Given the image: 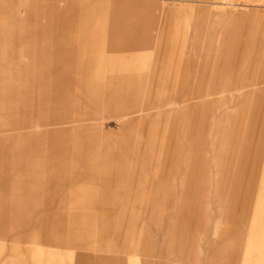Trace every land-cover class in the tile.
<instances>
[{
  "label": "rangeland",
  "instance_id": "1",
  "mask_svg": "<svg viewBox=\"0 0 264 264\" xmlns=\"http://www.w3.org/2000/svg\"><path fill=\"white\" fill-rule=\"evenodd\" d=\"M0 264H264V0H0Z\"/></svg>",
  "mask_w": 264,
  "mask_h": 264
}]
</instances>
